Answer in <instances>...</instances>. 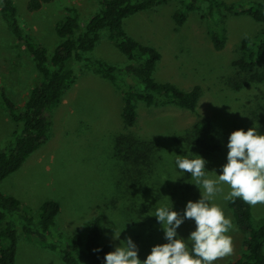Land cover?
Wrapping results in <instances>:
<instances>
[{"label":"rangeland","instance_id":"rangeland-1","mask_svg":"<svg viewBox=\"0 0 264 264\" xmlns=\"http://www.w3.org/2000/svg\"><path fill=\"white\" fill-rule=\"evenodd\" d=\"M28 1L14 0L19 20L23 29L44 45L49 54H53L61 43L56 27L67 15L69 7L77 9L83 28L101 7L99 0H53L39 11L30 12ZM250 1L264 3V0ZM181 6L179 1H174L133 15L124 21V29L136 41L153 46L162 54L154 73L156 81L172 83L185 91L201 87L196 114L175 107L141 106L138 127L128 128L121 119L122 93L101 76L75 65L73 84L50 112L52 126L48 141L17 173L0 183L3 193L17 196L34 212H38L46 201L58 202L61 209L56 218V230L67 239L102 214L104 243L111 247V251L119 244L111 239L114 226L124 229L121 240L132 237L138 245L139 258L143 260L152 246L165 242L156 218L150 216L155 209L172 201L174 210L179 211L187 201L199 199V190L190 183V176L175 170L176 152L172 155L171 152L170 156L168 153L166 160L161 159L158 166L149 170L144 164L138 168L132 162L116 158V154L123 155L118 151L121 147L128 150L127 138L132 139L133 135L136 138H168L169 132L175 134L174 138L192 137L198 122L211 121L221 136L222 149L211 157H202L208 161L207 170H217L219 174V167L226 163V144L232 131L247 130L258 124V130L264 134V84L242 91L234 87L235 81L243 78L234 66L240 43L245 37L259 33L260 24L246 15H227L226 47L216 51L208 33L207 5L189 13L186 22L178 26L174 16ZM91 57L117 68L129 64L128 58L109 41L107 34L102 35ZM40 79L32 56L3 20L0 3V90L18 107H24ZM14 130V122L0 106V152L12 140ZM160 141L158 155L167 151L165 143L168 140L161 138ZM195 147L188 143L186 156L194 158L199 155ZM179 155L183 157L184 154ZM216 202L221 204L234 226L229 233L233 252L214 262L225 264L241 257L244 235L234 221L228 202L219 199ZM132 206L136 207V213ZM252 212L258 223L264 218V204L252 206ZM124 221L130 223L125 225ZM192 230L194 224L190 221L178 229L184 237ZM145 237L154 240L149 242ZM57 239L55 235L54 240ZM16 264L67 263L58 253L28 239L21 232Z\"/></svg>","mask_w":264,"mask_h":264},{"label":"trees","instance_id":"trees-1","mask_svg":"<svg viewBox=\"0 0 264 264\" xmlns=\"http://www.w3.org/2000/svg\"><path fill=\"white\" fill-rule=\"evenodd\" d=\"M53 0H29L27 9L36 12ZM179 1L182 6L175 12L174 20L182 26L189 13L199 11L207 5L208 33L216 51H222L227 43V15H246L260 24L261 30L253 37L242 39L239 57L234 66L243 76L235 81V89L242 91L264 84V3L243 0H99L100 10L90 19L85 28L75 8L69 7L65 18L57 24L56 31L61 43L53 54L23 29L14 0H0L1 15L9 25L19 43L32 56L40 74L39 83L32 89L24 107H18L0 90V106L5 109L15 124L12 140L0 152V183L17 173L30 156L49 139L52 126L51 110L62 100L75 80V65L91 71L107 80L123 95L121 119L126 127L139 125L140 107H175L196 114L201 98V87L189 91L172 83L155 80L154 73L162 60V54L153 46L142 44L124 29V21L141 12L151 11L171 2ZM103 34L123 53L129 64L117 68L106 61L91 57ZM169 132L166 137L141 136L126 139L128 150L120 148L123 155H115L125 162H132L138 168L158 166L162 160L176 152L189 153L188 143L196 146L200 156H213L221 151V136L211 121H200L194 126V135L183 138ZM161 138L168 140L166 153L160 154ZM177 138V139H176ZM177 140L174 142V140ZM124 141L122 140V144ZM174 143V148L171 146ZM164 145V144H162ZM190 148V147H189ZM127 151V152H126ZM126 152V153H125ZM166 155V156H164ZM164 156V157H163ZM165 162V161H164ZM144 164V165H143ZM236 225L244 235L241 257L225 264H264V218L254 221L252 206L237 198L228 202ZM133 208V209H132ZM134 212L136 207L132 206ZM60 205L54 200L43 203L38 212L27 208L20 199L0 190V264H16L19 234L48 247L58 253L67 264H103L105 254L111 247L104 243L102 214L86 223L70 238L57 233L56 218ZM136 213V212H135ZM124 218V214H123ZM138 218V217H137ZM150 229V228H147ZM57 235L58 239L54 240ZM148 240L147 237H145ZM149 240H154L152 237ZM148 240V241H149ZM149 241V242H151ZM101 249V251H94Z\"/></svg>","mask_w":264,"mask_h":264},{"label":"clouds","instance_id":"clouds-1","mask_svg":"<svg viewBox=\"0 0 264 264\" xmlns=\"http://www.w3.org/2000/svg\"><path fill=\"white\" fill-rule=\"evenodd\" d=\"M258 129L259 125L254 124L230 133L226 163L219 167V174L207 170L208 161L200 155H176L175 170L190 176V183L199 190V199L187 201L179 211L174 210L172 201L155 209L150 216L156 218L165 242L152 246L143 260L132 237L121 240L124 229L113 226L111 239L119 244L105 254L103 264H214L230 255L233 242L229 233L234 226L216 201L234 202L239 198L252 206L264 204V134ZM186 221L194 224V230L184 237L178 229ZM129 223L124 221L125 225Z\"/></svg>","mask_w":264,"mask_h":264},{"label":"crops","instance_id":"crops-1","mask_svg":"<svg viewBox=\"0 0 264 264\" xmlns=\"http://www.w3.org/2000/svg\"><path fill=\"white\" fill-rule=\"evenodd\" d=\"M23 167V166H22ZM6 194V193H5ZM8 195V194H7ZM11 195V194H10ZM13 195V194H12ZM13 196H15V195H13ZM17 197V196H16ZM18 198V197H17ZM19 199V198H18ZM22 202V201H21Z\"/></svg>","mask_w":264,"mask_h":264}]
</instances>
